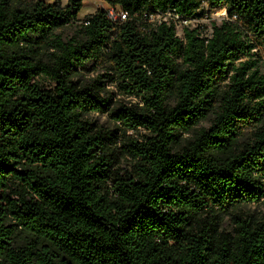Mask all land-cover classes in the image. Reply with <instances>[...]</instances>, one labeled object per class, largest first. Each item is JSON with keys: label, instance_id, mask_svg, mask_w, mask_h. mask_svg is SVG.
<instances>
[{"label": "trees", "instance_id": "16d2710c", "mask_svg": "<svg viewBox=\"0 0 264 264\" xmlns=\"http://www.w3.org/2000/svg\"><path fill=\"white\" fill-rule=\"evenodd\" d=\"M105 2L125 18L99 9L66 41L81 0H0V264H264L241 209L264 198V0ZM206 7L229 18L210 37L146 22ZM104 61L144 104L110 115L146 141L85 118L110 100L74 76Z\"/></svg>", "mask_w": 264, "mask_h": 264}, {"label": "rangeland", "instance_id": "374dc122", "mask_svg": "<svg viewBox=\"0 0 264 264\" xmlns=\"http://www.w3.org/2000/svg\"><path fill=\"white\" fill-rule=\"evenodd\" d=\"M35 1V0H33ZM47 3H56L61 8H65L69 0H43ZM82 9L79 12L77 18V23L73 25H66L65 27L57 31L58 34L63 36L64 40H70L75 33L77 32L78 26L83 23L87 17L93 15L99 9L107 10L110 9V6L105 2V0H81ZM206 15L198 20H193L191 23H183L178 20H174L172 17L164 18V16L157 14L153 15L147 20V23L156 27L166 20L172 22L176 26V32L179 37H183L184 28L188 27L189 29H197L200 32V35L210 37L213 32L214 25H221L224 21L228 20V15L226 10H209L206 7ZM116 17L118 19H124L122 12L119 8L114 10ZM120 15V17H119ZM260 56L262 58L261 70L264 72V48L258 49ZM75 81H78L80 85L86 83H92L94 80L103 81L98 87L101 89L100 94L102 97H107L110 100L109 108L110 110L106 113H89L85 115V118L89 119L96 126L108 129L112 132L114 136H122L123 133H126L129 136L137 139L138 141H146L147 136L152 134L144 129L132 130L127 129L120 121H118L114 116L110 115V111L114 109H120L124 107H142L144 104L141 97L129 94L127 88L121 86V80L118 78V74L111 70L110 61H104L98 64H89L87 69H81L79 74L74 76ZM35 82L39 83L45 89L54 90L56 84L54 80L47 77H37L34 79ZM212 117L208 120L200 123L197 126V129L207 128L211 124ZM190 134H183V138L189 137ZM247 135V134H246ZM133 161L131 159L123 160L120 166V172L130 171L132 169ZM243 212L253 215L258 221L264 220V198L257 203H252L245 207L241 208ZM226 226L231 227V221L229 218L226 220Z\"/></svg>", "mask_w": 264, "mask_h": 264}, {"label": "built area", "instance_id": "2783aa9c", "mask_svg": "<svg viewBox=\"0 0 264 264\" xmlns=\"http://www.w3.org/2000/svg\"><path fill=\"white\" fill-rule=\"evenodd\" d=\"M115 9H116V8L110 7V9H107V11H108V14H109V16H110L111 18L117 20L118 18L116 17V13L114 12ZM224 10H225V9H224ZM160 15L164 16V18L172 17L174 20L176 19V20H178V21H180V22H183V23H185V24H187V23H191L193 20H194V21H195V20H198V19H190V20H187V19H183V18H181V17L178 16V15L173 16V15H171L170 13H167V15H163V14H160ZM122 16H124L123 18H125V15H124L123 13H122ZM119 17H120V15H119ZM165 22L169 23L170 21L166 20Z\"/></svg>", "mask_w": 264, "mask_h": 264}]
</instances>
